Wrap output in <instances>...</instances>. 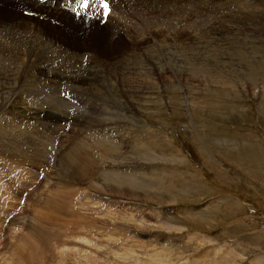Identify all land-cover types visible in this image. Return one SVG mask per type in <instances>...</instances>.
Segmentation results:
<instances>
[{"label":"rangeland","instance_id":"1","mask_svg":"<svg viewBox=\"0 0 264 264\" xmlns=\"http://www.w3.org/2000/svg\"><path fill=\"white\" fill-rule=\"evenodd\" d=\"M75 1L0 0V112L8 104L0 141L3 133L4 138L8 132L15 136L10 131L18 125L14 121L30 118L39 125L60 123L62 130L53 136L62 144L57 164L63 144L64 155L88 149L103 171L112 172L113 163L127 161V155L152 162L136 161L130 175L119 177V190L107 184L102 171L93 181L76 179L67 187L62 183L70 199L60 203L51 199L63 194L55 190L64 167L57 174L55 165L53 174L29 195L27 208L3 232L47 163L19 165L16 161L31 165L32 159L22 153L24 158L17 159L1 148L0 264H264V0H123L118 11L113 10V26L125 32L134 27L132 36L122 31L125 37L111 34V27L107 34L76 19ZM31 12L46 20L25 16ZM12 38L16 43L37 39L42 45L38 51L23 46L26 53L19 55L8 49ZM49 48L65 64L70 62L68 55L76 57L74 65L63 67L57 61V67L77 77V85L90 90V83L105 82L88 98L116 99L123 108L120 123L90 129L91 123L65 122L58 116L61 112L50 113L35 101L53 94L48 81L27 87L33 80L48 79V59L54 56ZM85 56L90 58L87 65ZM133 59H139L144 70L133 71ZM95 64L100 69L94 68L89 76L87 68ZM8 67L20 69L17 77L9 76L16 78V85L9 81ZM124 71L133 73L126 78L132 87L128 90L120 80ZM143 72L144 78L134 75ZM61 91L68 98L81 97L62 87L54 91L57 99ZM69 102L77 105L80 99ZM90 106L82 116L98 118L112 112L109 108L98 113ZM133 117L144 122L141 129L134 126ZM70 123L77 126L74 137L72 128L63 129ZM110 132L119 133L122 144L99 137ZM54 147L55 142L49 156ZM175 154L186 159L173 160ZM149 164L155 170L144 173ZM12 174L14 180L9 178ZM46 209L54 211L44 219L38 211ZM94 209L98 214H93L92 223L81 212L92 214ZM35 215L36 221L45 220L40 225L47 229L29 226Z\"/></svg>","mask_w":264,"mask_h":264},{"label":"bare ground","instance_id":"2","mask_svg":"<svg viewBox=\"0 0 264 264\" xmlns=\"http://www.w3.org/2000/svg\"><path fill=\"white\" fill-rule=\"evenodd\" d=\"M143 1V0H142ZM239 1V0H238ZM246 1V0H245ZM255 1H253V3H254ZM262 2V1H261ZM118 6H120V5H122V4H124V2H123V0H118ZM145 3V2H144ZM237 3H239V2H237ZM251 3H252V1H251ZM245 4V3H244ZM249 4V3H248ZM247 4V5H248ZM261 4V3H260ZM238 5V4H237ZM254 6V5H253ZM240 7V6H239ZM237 8V7H236ZM250 8V7H249ZM115 9H116V4H115ZM13 11V10H12ZM264 11V10H263ZM255 12V11H254ZM116 14H117V12H115V11H113L111 14H110V16H109V20L111 21L115 16H116ZM254 14V13H253ZM263 14V13H262ZM26 15H28V16H31V17H34V18H38V19H40V20H46V18H43V17H40V16H35L34 15V13L33 12H31V14H25V16ZM68 16V15H67ZM75 17V16H74ZM69 19V18H68ZM79 20H81V19H79ZM73 21H70V25L72 26V27H76V26H74L73 25V23H72ZM58 24H59V22H58ZM79 28L78 29H82V27H80V26H78ZM83 30V29H82ZM80 32V31H79ZM80 33H82V32H80ZM83 33H86V31L84 30L83 31ZM36 34V33H35ZM23 35H25V34H23ZM28 35V34H27ZM34 35V34H33ZM30 36H32V35H30ZM35 37V36H34ZM99 37V36H98ZM36 38V37H35ZM38 38V37H37ZM40 38V37H39ZM63 38V37H62ZM102 38V35H101V37L99 38V39H101ZM16 38H12L11 39V46H9L8 45V49L11 51V52H13V53H15V52H19L20 54L19 55H21L22 53H26V52H24L25 51V48H23V46H25V47H30V50H32V49H35V50H37L38 51V48H41V46L40 45H42V42L41 41H38L37 39V41L38 42H35V41H32V42H30V43H28L26 40H24V38H22V39H19L18 40V42L16 43L14 40H15ZM33 39V38H32ZM49 45V44H48ZM47 45V46H48ZM44 46H45V44H44ZM43 49V48H42ZM51 51H52V54L54 53V56H53V58H51V59H48L50 62H48V66H49V70H48V72H47V74L46 75H44L45 77H47L48 79H46V80H33V82H35V83H33V82H30V83H28V85H27V87H33V86H35V87H40L41 85H43V84H46L47 83V81L48 82H50L51 84H47L49 87H54L53 88V90L51 91L53 94L51 95V94H48V95H46L45 96V98L44 99H41V100H43V101H45V103L44 102H41V100H36L35 99V96L33 95V94H31V92H29V96H32L31 98H34L35 99V101H38L37 103H42V104H44V105H46L47 107L46 108H48V111H50V113H52V111L54 112V111H56V112H61V113H59L58 114V116L59 117H62V118H65L66 120H65V122H68L70 119H76L80 124L82 123V122H85V123H87V124H90V129H93V127H95V128H99V130H101V127L102 126H104V125H108V124H113V123H120V117L122 116V112H123V108L121 107V106H119L118 104H117V101H116V99H111L110 97H108V98H103V97H101V96H95V98H97V99H94V98H92V99H94V100H92V99H89L88 98V96H90L91 95V93H92V91L94 90V88L95 87H101L100 85H102L103 87H105L104 86V84H105V82L103 83V84H99V83H96V84H93L92 85V83H90L89 85V87H90V90H88V89H86L83 85L82 86H80L79 84L77 85L76 83V81H77V77L75 78V76H73V75H71V74H69L66 70H63V69H61V68H59V67H57V61L59 62V63H61V64H63L64 66L63 67H67V65L66 64H73L74 63V61L76 62V57H74V55H68L69 57H70V62H67L66 64L63 62V61H61V60H59V59H57L56 58V50L54 49V48H49ZM22 51V52H21ZM45 51V50H44ZM147 52V54L148 55H150L151 54V51L150 50H147L146 51ZM46 53V52H45ZM44 53V54H45ZM68 54V53H67ZM30 56H31V54H29ZM82 55H83V52H82ZM84 55H87V53H85L84 52ZM147 55V56H148ZM141 56L143 57V56H146V55H142L141 54ZM137 57V56H136ZM25 58H26V56H25ZM85 58V60L84 61H86V63H84V64H86L87 65V62H89V59L90 58H88V57H84ZM133 58V57H132ZM138 58H140V57H138ZM158 58V57H157ZM68 59V58H67ZM97 59H98V57H97ZM148 59V58H147ZM66 60V59H65ZM64 60V61H65ZM68 61V60H67ZM81 61V60H80ZM83 61V60H82ZM83 61V62H84ZM143 61V60H142ZM150 61V60H149ZM196 61V60H195ZM31 62V61H30ZM33 62V61H32ZM132 63H134V64H137V65H135V66H132V67H130V68H132L133 69V71H136V70H144L142 67H140V65H138L139 64V62H140V60L139 59H133L132 61H131ZM11 64H14V63H11ZM15 65V64H14ZM17 65V64H16ZM37 65V64H36ZM74 65V64H73ZM80 65V64H79ZM78 65V66H79ZM144 65V64H143ZM31 66V63H29V65H28V68ZM19 67V66H18ZM52 67V68H51ZM74 67V66H73ZM82 67V66H81ZM154 67V66H153ZM152 67V68H153ZM182 67V66H181ZM45 68V67H44ZM70 68V67H69ZM94 68H98V70L97 71H99V69H100V67H99V64H95V65H93V68H91V67H89V68H87V70H90L91 72H90V75L89 76H92L93 75V73H94V71H93V73H92V70H94ZM130 68H128V69H130ZM8 69V78H9V76H10V78L12 77H17V73H18V71L20 72V69H16L15 71H13V70H11V67H8L7 68ZM68 69V68H67ZM177 69H179V68H177ZM141 70V71H142ZM25 71V70H24ZM45 71H46V69H45ZM146 71V70H145ZM177 71V70H176ZM7 72V71H6ZM140 72V71H139ZM150 72V71H149ZM0 74H1V71H0ZM26 74L27 73H25V77H26ZM89 74V73H88ZM133 75V73H130V72H122V76L120 77V80H121V83L125 86V88L128 90L129 88H132L131 87V85L129 84V81L127 82V80H126V78H128L129 76H127V75ZM54 76V77H52L51 79H50V76ZM97 76L99 75V74H96ZM135 76H138L139 78L140 77H142V76H146L145 75V72H143V73H136V74H134ZM2 76H5V78H6V73H4V75H2ZM149 76V75H148ZM134 77V76H133ZM137 77V78H138ZM150 77V76H149ZM3 78V77H2ZM10 78H9V81H12L13 83L12 84H14V82H15V79H12V80H10ZM136 78V77H135ZM142 78H144V77H142ZM41 79V78H40ZM94 79V78H93ZM118 79V78H117ZM131 79V78H130ZM156 79V78H155ZM14 80V81H13ZM141 80V79H140ZM1 81V80H0ZM4 80L2 79V82H3ZM18 81V80H17ZM16 81V82H17ZM96 81V80H95ZM109 81V80H108ZM136 81V80H135ZM143 81V80H142ZM19 82V81H18ZM26 82V81H25ZM155 82V81H154ZM157 82V81H156ZM113 83V82H112ZM112 83L110 84V85H112ZM165 84V83H164ZM14 85H16V84H14ZM13 85V86H14ZM95 85V86H94ZM156 85V84H155ZM176 85V84H175ZM133 86V85H132ZM62 87H64V88H66V90H68V88H70L71 89V91L73 92V95H74V92H75V94L77 93V94H80L81 95V97H78V96H73V97H71V98H68L67 97V93H62V91H61V93H60V96H59V99H57V97L55 96V94H54V91H55V89H61ZM159 87H160V85H159ZM159 87H158V89H159ZM156 88V87H155ZM33 89V88H32ZM46 89V88H45ZM157 89V88H156ZM88 90V91H87ZM102 90V89H101ZM105 90V89H104ZM70 91V90H69ZM107 91V90H106ZM105 91V92H106ZM3 93L5 92V91H2ZM94 92V91H93ZM101 92V91H100ZM111 92V91H110ZM23 93V92H22ZM56 93H58L57 91H56ZM103 93V92H102ZM76 94V95H77ZM108 94V93H107ZM65 95V96H64ZM94 95H95V93H94ZM101 95V94H100ZM40 96V95H39ZM39 96H37L38 97V99H39ZM71 96V95H70ZM42 97H43V95H42ZM41 98V97H40ZM74 98H76V99H80V102H79V104H77V105H74V104H71L69 101L70 100H72V99H74ZM88 98V100H85V99H87ZM92 100V101H91ZM113 100V102H111ZM9 101V100H8ZM32 101V100H31ZM89 101H91L90 103H89ZM96 101V105L94 106V102ZM109 102H111L110 104H109ZM32 103V102H31ZM113 103H115V105L114 106H112V104ZM91 105V106H90ZM39 106H41V105H39ZM90 106V108H93V109H96L97 111H98V113L100 112V111H102V110H107V109H109V108H111L112 109V112L110 113V114H107L106 116H100L99 115V119L98 118H86V117H84V116H82L81 114H85L87 111H86V109H88L87 107H89ZM44 108V107H43ZM45 108V109H46ZM63 108H65V109H63ZM23 111V110H22ZM91 111V110H90ZM71 112L73 113V117L71 116L72 114H71ZM38 113H39V111H38ZM71 114V115H70ZM86 114H88V112L86 113ZM92 116H95L96 114L95 113H90ZM76 116H78V117H76ZM80 116V117H79ZM180 117V116H179ZM61 118V119H62ZM83 118H86V119H83ZM134 118V117H133ZM35 120H36V118H35ZM88 120V121H87ZM31 121H33L32 119L30 120V118H26V119H21V120H16V121H14V123L15 122H18V125L16 126V127H14V128H11V125L12 124H10L9 125V127H8V129H10V131L12 130V131H15V136L14 135H11L10 136V132H8V136L6 137L7 138V140H5L6 138H4L6 135L3 133V135H2V137H1V141H0V149L1 148H3L4 150H5V152L6 153H10V154H14V155H12V156H17V159L18 158H20L21 160H22V157H21V153L22 154H24L25 155V158H31L32 159V164L31 165H29V162L27 163L26 161H23L22 160V162H17L16 161V163L17 164H19V165H21V164H24V165H28V166H34V164L36 163L37 165H46V163H47V165L49 164V162H51L50 160H52V159H50V156L48 155V153H49V148L53 145V143L55 142V139L56 138H54L53 136H54V133H56V135L58 134V133H60V132H58L59 130H62V128H60L61 127V125H60V123H55V125L54 124H46V123H43V125H39V124H36V123H34V122H31ZM76 121V122H77ZM70 122V121H69ZM68 122V123H69ZM84 124V123H83ZM133 124H134V126L136 127V128H139V129H141L142 128V126H143V124H144V122L143 121H139L137 118H134V121H133ZM72 125H74V129H73V132H74V134L71 136V137H74L75 136V133H76V125H75V123H73ZM25 127V129L23 130V128L22 127ZM51 126H54V127H51ZM49 127H51V128H49ZM78 127H79V124H78ZM147 126H144L143 128H146ZM63 129H65V128H63ZM113 129H114V127H113ZM46 130V131H45ZM99 130H96L95 129V131L97 132V131H99ZM3 130L0 128V132H2ZM47 131H50V132H47ZM6 133V132H5ZM50 133V134H49ZM63 134H65V132H62ZM100 133V132H99ZM116 134V135H115ZM119 134V133H118ZM118 134L116 133V132H110V134H108V135H99V137H101V138H103L102 140H108L109 142H112L113 144H120L121 143V141L118 139ZM5 135V136H4ZM52 136V140L50 139V136ZM10 136V137H9ZM119 136H120V134H119ZM70 137V138H71ZM69 138V139H70ZM100 138V139H101ZM117 138V139H116ZM161 138H163V137H161ZM64 140H66V137H65V139ZM67 142H68V139H67ZM66 143V142H65ZM122 144V143H121ZM64 145L65 144H63V154H62V156H61V158H60V160H61V162L59 161V163L57 164L56 163V166H57V172H55V173H57V174H59V172L61 171V168H62V166L64 167L63 168V170L61 171V173H60V180H59V183L58 184H56L57 186H56V192H62L63 194H61V195H59V196H56V195H54L53 194V197L52 198H54V199H51V200H53V202L55 201V199L56 200H60L59 201V203L62 201V200H65V199H70V198H68L66 195H67V193L66 192H68L67 190H66V188H61L60 186L62 185V183H63V185L65 184L66 185V187L67 186H69L70 184H72V183H74V181L76 180V179H80V182H85L86 180H88V181H93V180H96V175H97V173L98 172H100V171H102L103 172V174L104 175H102V176H107L108 177V179H107V184H109V185H111V183L112 184H115L114 186H112L111 188H115L116 190H119V188H120V185L119 184H122V182H120L119 181V177L120 176H123V174L125 173V175L126 176H128V175H130V173H129V171H132V169H133V167H134V165H135V162L136 161H138V160H141V161H146V162H152L151 161V159H148L147 157H145V158H142V157H139V156H135L136 158L134 159V157L132 156V155H127V156H129V157H126V158H124V159H127V161L126 160H123V162H122V160H120L118 163H113V165L111 166V169H113V171L111 172V171H103V169H102V166H101V168H99L98 166H97V160H96V158H94L95 157V155H93V156H91V152L88 150V149H86L85 147H82V148H78L77 150H78V152H76L75 150H73V151H69L68 153H66L65 155H64V152H65V147H64ZM87 145V144H86ZM24 146V147H23ZM88 147V146H87ZM118 147V150L116 151V154H117V158H120V156H119V152H120V145L119 146H117ZM146 147V146H145ZM147 147H149L150 148V144H147ZM174 148H176L175 146H173ZM61 148H62V144H60V146H59V152H58V154H60V150H61ZM170 148V147H169ZM176 150V149H175ZM55 152V151H54ZM54 152H53V154H54ZM51 154H52V152H51ZM97 156V155H96ZM175 156H177V158H173V160H175V159H178V160H183L184 158L186 159V157L184 156V155H182V154H175ZM9 157L11 158V156H8V166H10L11 164L9 163ZM53 157V156H52ZM24 158V157H23ZM90 158L92 159V161L93 162H90ZM183 158V159H182ZM20 160V161H21ZM11 161V160H10ZM169 161V160H168ZM148 164V163H147ZM46 165V166H47ZM109 170V169H108ZM152 170H155L153 167H152V165H150L149 164V167H148V169L147 170H145L144 171V173H150V171H152ZM91 175H93V176H91ZM101 176V175H100ZM53 177V176H52ZM120 178H122V177H120ZM113 179H115L116 180V183H114L112 180ZM49 181V180H48ZM69 190V189H68ZM71 191V190H70ZM74 193V192H73ZM77 193V192H76ZM145 193H148L147 191H145ZM71 194H72V191H71ZM76 195V194H75ZM73 196V195H72ZM9 197V196H8ZM70 197V196H69ZM74 197V196H73ZM79 199L82 201V199H81V197H79ZM55 202H57V201H55ZM76 203V202H75ZM53 204V203H52ZM50 205V204H49ZM58 205V204H57ZM77 205V204H76ZM85 205H90V204H84V206ZM79 209V208H78ZM81 209V208H80ZM83 209V208H82ZM88 209V208H87ZM89 210V209H88ZM51 211H54V210H49V209H46V210H41V211H38L39 213H40V215H42V218H44V219H47L45 216H44V214H47L48 212H51ZM90 211H92V210H90ZM79 213H80V211H79ZM81 214L82 215H84V216H86L87 217V219L90 221V222H92V223H95L94 221H93V214L94 215H96V214H98V212L94 209L93 210V212H92V214H90L89 212L88 213H85V212H81ZM36 218H38V217H36V215L35 216H33V221H34V223H30L29 224V226H31V225H33V226H35V227H39V226H44L46 229H47V227L45 226V225H40L41 224V222L44 220H41V218L38 220V221H36ZM98 219H100V218H98ZM32 221V222H33ZM45 221V220H44ZM47 222V221H46ZM46 224H50L49 223V220H48V222L46 223ZM89 224H91V223H89ZM165 226V228L166 227H168V228H170L169 226H167L166 224H164ZM170 229H172V228H170ZM137 233H139L138 231H137ZM73 237V236H72ZM71 237V238H72ZM77 239V238H76ZM79 239H84V241L86 240V238L84 237V238H81V237H79ZM72 241V240H71ZM87 242H89L90 241V238L88 239V240H86ZM19 243V242H18ZM72 243H73V241H72ZM88 244V243H87ZM63 252V251H62Z\"/></svg>","mask_w":264,"mask_h":264},{"label":"snow or ice","instance_id":"3","mask_svg":"<svg viewBox=\"0 0 264 264\" xmlns=\"http://www.w3.org/2000/svg\"><path fill=\"white\" fill-rule=\"evenodd\" d=\"M105 10V15L108 13V4L105 0H96ZM79 7L82 9H87L89 7V0H80Z\"/></svg>","mask_w":264,"mask_h":264}]
</instances>
